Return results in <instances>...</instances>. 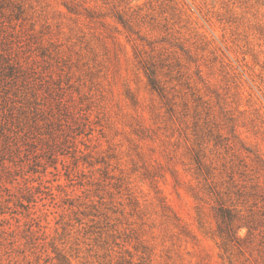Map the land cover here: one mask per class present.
Masks as SVG:
<instances>
[{"label": "rangeland", "instance_id": "rangeland-1", "mask_svg": "<svg viewBox=\"0 0 264 264\" xmlns=\"http://www.w3.org/2000/svg\"><path fill=\"white\" fill-rule=\"evenodd\" d=\"M0 264H264V0H0Z\"/></svg>", "mask_w": 264, "mask_h": 264}, {"label": "trees", "instance_id": "trees-1", "mask_svg": "<svg viewBox=\"0 0 264 264\" xmlns=\"http://www.w3.org/2000/svg\"><path fill=\"white\" fill-rule=\"evenodd\" d=\"M219 217L222 221V223L225 225V231L220 228L221 232H225L227 234V237L234 239V225H233V214L227 209L222 206L218 208Z\"/></svg>", "mask_w": 264, "mask_h": 264}]
</instances>
